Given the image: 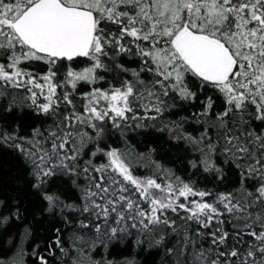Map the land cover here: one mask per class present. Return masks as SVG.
Returning <instances> with one entry per match:
<instances>
[{
    "label": "snow or ice",
    "instance_id": "obj_1",
    "mask_svg": "<svg viewBox=\"0 0 264 264\" xmlns=\"http://www.w3.org/2000/svg\"><path fill=\"white\" fill-rule=\"evenodd\" d=\"M0 168V264H264V0H0Z\"/></svg>",
    "mask_w": 264,
    "mask_h": 264
},
{
    "label": "trees",
    "instance_id": "obj_2",
    "mask_svg": "<svg viewBox=\"0 0 264 264\" xmlns=\"http://www.w3.org/2000/svg\"><path fill=\"white\" fill-rule=\"evenodd\" d=\"M174 158V157H173ZM7 165H5L6 167ZM10 179V176H8L2 168H0V182H3V181H6V180H9ZM13 235H15V233H13ZM46 238L45 237V233H44V229H40L39 233L34 237V239H37V240H42Z\"/></svg>",
    "mask_w": 264,
    "mask_h": 264
}]
</instances>
